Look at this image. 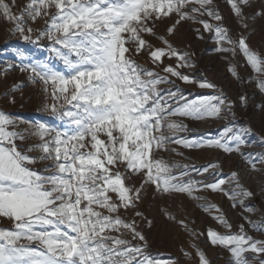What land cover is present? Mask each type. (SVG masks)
<instances>
[{"label": "snow or ice", "instance_id": "1", "mask_svg": "<svg viewBox=\"0 0 264 264\" xmlns=\"http://www.w3.org/2000/svg\"><path fill=\"white\" fill-rule=\"evenodd\" d=\"M213 3L28 0L21 6L18 0H0V17L14 24L13 35L18 33L23 41L37 45L47 39L49 50L67 70L56 71L39 61L20 65L21 72L30 73V81L44 85L49 102L43 110L62 127L30 122L31 128L16 130L19 122L0 110V218H7L13 225L0 229V264H178L154 255L141 228V224L155 227L140 209L142 193L148 187L161 198L182 195L204 200L197 193L220 192L233 201V207L256 211L245 204L254 194L243 186L239 172L224 175L216 163L202 168L169 164L156 155L168 151V144H176L185 149H214L229 156L235 153L251 170L261 171L257 165L264 168V151L242 150L253 147L246 137L255 133L250 126L236 122L234 102L222 90L188 100L171 79L217 90V85L207 79L197 80L180 70L195 65L190 54L174 46L168 36L174 35L184 21L213 33L218 51L233 55L239 51L256 73L264 75V52L253 50L250 37L245 35L249 28L245 9L250 0H229L240 25L235 39L222 24L209 22L223 20ZM255 17H264V7L254 13ZM38 19L45 20L43 30L28 24ZM167 20L172 22L165 26L166 35H161L157 26ZM194 31L203 39L200 28ZM141 54L150 59L153 69L137 62L135 57ZM166 59L175 60V65L165 64ZM155 67H161L167 75H161ZM230 71L240 79L234 68ZM164 84L170 87L162 89ZM258 87L264 92V80L258 81ZM17 90L15 85L10 90V103H15L11 93ZM238 98L246 106L247 97L242 94ZM171 117L228 122L216 138L198 140L175 135L187 132L188 126ZM166 131L172 135L166 136ZM28 138L38 143L28 145ZM258 143L264 149V134L258 137ZM171 151L184 155L175 148ZM34 152L38 155H30ZM40 162L50 163L38 170L34 166ZM193 172L213 176L214 182L193 179ZM202 207L210 213L221 211L208 202ZM160 211L169 223L194 238L201 235L189 228L194 221L178 219L167 208ZM128 213L131 218L126 219ZM213 218L228 234L208 229L207 237L213 246L229 252L230 264H253L256 260L264 264V239L248 235L244 224L232 233V225L223 215ZM245 220L254 231L264 234V219ZM125 233L130 239L124 238ZM196 251L200 264H210L203 252ZM246 253L255 255L250 260Z\"/></svg>", "mask_w": 264, "mask_h": 264}, {"label": "rangeland", "instance_id": "2", "mask_svg": "<svg viewBox=\"0 0 264 264\" xmlns=\"http://www.w3.org/2000/svg\"><path fill=\"white\" fill-rule=\"evenodd\" d=\"M18 2L23 6L28 0H18ZM212 7L223 17V20L220 22L210 20L209 22L222 24L229 29V35L235 39L238 31H240V25L229 0H214ZM262 7H264V0H250V5L245 9V15L249 18V28L245 31V35L250 37L251 48L258 52H264V17L253 18V16ZM13 10L18 11L17 9ZM53 11L55 10L53 9ZM203 19L209 18L203 17ZM171 22V20H167L165 24H158L157 32L166 35L165 26L170 25ZM28 24L34 29L43 30L46 27L44 19H38L35 23L29 20ZM13 27L14 24L6 22L0 17V110L10 114L19 122V127L16 130L31 128L33 125L30 122H44L51 127L60 128L62 127L60 121L56 120L50 112L43 110L44 105L49 102L43 90L44 85L38 80L35 83L30 81V73L21 72L20 65L38 61L46 62L54 70L66 73L65 65L49 50L50 42L47 39L41 40L39 45L25 42L18 33L13 35ZM195 28L201 29L200 35L203 36V39L198 38V34L194 31ZM168 39L180 50L188 52L190 54L189 59L195 65L180 70L197 80L207 79L217 85V90L200 89L195 84H184L182 81L171 77L175 85L182 90L188 100L196 99L202 95L219 94L222 90V93L234 102L236 122L239 125L250 126L255 133L253 136L246 137L253 147L242 150L245 152L264 151L258 143V137L264 134V92L258 87V81L264 80V75L256 73L246 63L245 57L239 51L234 55L218 51L214 34L205 32L201 25L184 21L178 26L176 33L168 36ZM155 43L157 46H162L159 42ZM135 59L145 68H154L150 59L144 54L135 57ZM175 63V60H165V64L175 65ZM230 68H234L239 73V80L233 76ZM154 70L160 72L161 75H167L161 67H155ZM14 85L18 90L11 93L15 103H10L9 93ZM160 87L168 89L170 86L164 84ZM242 94L247 97L246 106L238 98ZM170 119L182 120L188 126L187 132L175 133V135L198 140L216 138L219 131L228 122L211 119L194 121L182 117H171ZM165 135L171 136L172 133L166 131ZM35 143L38 141L34 138L26 140L28 145ZM167 148L168 151L161 150L156 155L169 164H187L189 168L192 166L202 168L210 163H216L221 166L224 175H228L232 171L239 172L243 186L254 194L252 198L245 200V204L254 206L256 211L249 213L239 205L233 207V201L220 192L197 193V195L203 196L204 200H194L182 195L174 198H161L154 196L151 187H148L146 193H142L144 200L140 209L154 222L155 227L149 229L141 224V228L148 237L150 250L154 255L160 259H174L178 261V264H200L196 251L198 248L205 254L210 264H230L229 252L221 246H213L206 234L208 229H214L221 234H228L227 230L213 218L216 215H223L226 218L232 225V233L238 232L239 225L244 224L248 235L254 239H264V234L254 231L245 220V218L253 221L264 219V168L262 166L257 165L258 168L262 169L261 171H253L238 154L234 153L229 156L214 149H185L176 144H168ZM173 148L183 152V157L172 152L171 149ZM30 155H38V153L34 152ZM48 163L50 162H40L34 167L43 170ZM192 178L214 182V177L208 174L198 176L193 172ZM225 187L229 186L225 185ZM205 202L218 206L221 211L219 213L215 210L211 213L205 211L202 207ZM161 208H167L178 219L187 218L189 221H194V223H189V228L201 233V235L194 238L177 225L169 223L161 214ZM125 218H131V213L126 214ZM12 227L11 221L7 218H0V229H11ZM124 238L130 239V236L125 233ZM21 243H26V241ZM31 246L36 247L35 244ZM185 252L191 255L186 256L184 255ZM254 255L253 253H246L250 260ZM253 264H258V260L253 261Z\"/></svg>", "mask_w": 264, "mask_h": 264}]
</instances>
